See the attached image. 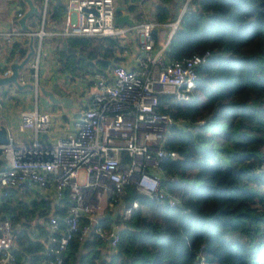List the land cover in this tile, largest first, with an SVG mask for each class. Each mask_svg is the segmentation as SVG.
I'll use <instances>...</instances> for the list:
<instances>
[{"label": "trees", "instance_id": "obj_1", "mask_svg": "<svg viewBox=\"0 0 264 264\" xmlns=\"http://www.w3.org/2000/svg\"><path fill=\"white\" fill-rule=\"evenodd\" d=\"M117 2L136 23L143 22L148 3L157 22L181 17L166 49L167 61L210 54L198 68L189 99L159 95L160 111L182 120L170 127L165 142L177 156L164 159L158 170L164 196L153 198L135 183L126 184L121 199L126 206L137 200L139 206L129 217L121 213L96 224L108 231L114 221L121 226L116 247L104 253L108 241L95 230L85 240L77 231L63 252L64 264H264V0ZM65 10L52 8L51 15L61 18ZM121 14L117 8L116 15ZM64 38L77 49L59 50L62 69L72 75L120 60L119 37ZM17 48L21 57L29 51L28 45L17 43ZM33 70L27 65L24 72ZM122 158L131 160L125 151ZM62 200L63 206L48 198L27 202L15 189L2 200L0 208L14 221L26 219L16 228L15 264L47 259L42 252L49 248V232L42 228L41 236L35 235L32 225L39 216L55 214L66 230L70 198ZM84 225H91L89 219L81 220Z\"/></svg>", "mask_w": 264, "mask_h": 264}, {"label": "built area", "instance_id": "obj_2", "mask_svg": "<svg viewBox=\"0 0 264 264\" xmlns=\"http://www.w3.org/2000/svg\"><path fill=\"white\" fill-rule=\"evenodd\" d=\"M66 1L65 25L54 34L124 37L136 31L141 48L148 54L140 59L138 67L112 62L104 69L92 71L91 98L76 120L74 134L60 137L52 144H42L38 140L31 144L18 143L9 136V141L0 145L4 149V162L0 166V204L12 189L22 196L34 191L39 194L37 196L44 193L42 195L56 196L59 201L66 195L70 198L64 221L66 230L61 227L57 215L47 217L45 228L49 232V248L42 252L48 256L43 264H64L63 252L77 231L81 232L80 239L85 240L95 230L111 248H115L120 231L96 226L99 222L96 216L103 214L107 206L113 208L120 203L126 184L135 183L153 198L164 196L158 170L164 159L177 156L175 151L165 148V142L170 127L182 120L160 111L159 95L171 93L178 99H189L196 85L198 68L210 54L207 51L180 60H166V49L179 26L180 16L170 22L149 20L121 25L116 21L117 0ZM46 12L45 4L44 15ZM23 14L18 2L17 18ZM166 26L170 28L169 36L157 43L154 29ZM5 34L34 35L41 41L47 32L44 29H13ZM33 66L38 86V61ZM10 73L11 69H7L4 75ZM51 127L52 115L48 111L33 109L22 114V129L40 133ZM123 151L131 157L130 161H123ZM81 171L85 172L82 181ZM103 198L107 199L105 204ZM170 202L175 204L177 200L172 198ZM138 206L139 202L133 200L122 213L129 217ZM85 218L91 225L81 227V220ZM22 224L21 220L14 221L0 208V264L16 263L13 247L16 228ZM33 233L40 234L38 227L33 228Z\"/></svg>", "mask_w": 264, "mask_h": 264}, {"label": "crops", "instance_id": "obj_3", "mask_svg": "<svg viewBox=\"0 0 264 264\" xmlns=\"http://www.w3.org/2000/svg\"><path fill=\"white\" fill-rule=\"evenodd\" d=\"M36 5L44 9L45 4L49 6V12L41 13V16H31L28 19V25L33 28V30L44 29L47 34L44 35L43 39L40 41L39 37L35 36L37 39L36 54L32 57L27 65L29 67L33 66V63L38 61V86L36 88H25L20 89L16 85L12 84L9 86H2L0 89V123H3L7 129L9 136L18 143H28L31 144L38 140L42 144H52L58 138L67 137L70 134H74L76 131V120L80 118L81 111L83 107H86L91 98V92L93 90L94 81L92 78V70L81 72L72 75L71 72L62 69V64L59 59V50L67 49L73 53L77 52V49L64 44V36L54 34L61 30L64 25V14L67 10L66 0H33ZM21 8L26 11L28 5L25 0H0V75H4L7 69H11V64L15 60H22L23 57L20 56L19 48L14 49L17 43L20 46H29L31 37H20L16 35H6L5 32L11 31L13 29H23L17 18V3ZM118 5H124L119 4ZM63 6L66 7L63 15L57 18H53L51 15V9ZM125 6V5H124ZM152 4L148 3L144 6L143 10V22L154 20L152 19ZM123 14H129L134 20V14L130 13L127 9H122ZM120 16V15H119ZM119 24H128L127 22ZM156 30V29H155ZM157 43L164 40L170 34V28L164 27L153 32ZM61 38V41L54 40L53 38ZM120 48L116 50L117 55L120 57L118 62H123L129 67H138L140 64V59L148 54L143 48H141L139 43V36L136 31L128 33L124 37H119ZM30 49V47H29ZM154 49L151 53H155ZM26 65V66H27ZM33 72L25 73L21 70V80L22 82H35V67L33 66ZM41 86H45L51 90H54L59 96H68L73 98V103L76 107H66L62 103L52 102L48 96L43 94L40 90ZM39 109L42 111H48L52 115V127L47 132L36 133L34 129H22V114L24 111ZM3 155H0V166L3 165L2 161ZM15 194L18 198L24 201L31 202L36 199L48 198L53 200L55 203H60L63 206V200H60L56 196H45L41 194L40 196L37 192L29 191L27 195L22 196L15 189ZM103 198L102 201L105 204L107 201ZM126 204L121 199L120 203L116 207H109L104 209L103 214L111 213L115 214L119 211V215L123 212ZM51 215V214H50ZM104 219V218H103ZM112 219V218H110ZM116 219V218H115ZM113 219V220H115ZM21 220V219H20ZM47 217L39 216L33 223V228L38 227L39 232L41 229L46 227ZM102 220V219H101ZM22 221V220H21ZM24 218L22 222H25ZM115 225L113 230L118 226L114 221ZM41 236L40 234H38ZM112 248L109 243L104 247L103 252L106 253Z\"/></svg>", "mask_w": 264, "mask_h": 264}, {"label": "water", "instance_id": "obj_4", "mask_svg": "<svg viewBox=\"0 0 264 264\" xmlns=\"http://www.w3.org/2000/svg\"><path fill=\"white\" fill-rule=\"evenodd\" d=\"M28 7L26 11L24 12L23 16L19 19V23L21 27L28 31H33V28L28 25V19L29 17L33 16L34 14H41L43 13V10L39 8L38 5L34 3L33 0H25ZM118 9H125L124 5H118ZM116 21L118 23L127 22L128 24H131L133 22V19L130 17L129 14L120 15L116 17ZM154 31H156L154 29ZM35 36L31 35L30 43H29V51L27 54L22 58V60H15L11 64V73L7 75H0V89L2 86H9V85H16L20 89L25 88H36L35 82H22L21 80V70H24L27 63L30 62L32 57L36 54V46L34 44ZM66 46V41L64 42ZM41 92L49 97V99L54 103H62L66 107H76V104L73 103V98L68 96H59L54 90H51L49 88H46L45 86L40 87ZM9 141V133L7 127L0 123V145L6 144ZM4 152L3 147L0 146V155H2ZM119 216V211L115 214L106 213V214H99L96 216V219L100 221L103 218H112L115 219ZM121 230L120 227L115 228L116 232H119Z\"/></svg>", "mask_w": 264, "mask_h": 264}, {"label": "rangeland", "instance_id": "obj_5", "mask_svg": "<svg viewBox=\"0 0 264 264\" xmlns=\"http://www.w3.org/2000/svg\"><path fill=\"white\" fill-rule=\"evenodd\" d=\"M40 91H41V90H40ZM84 175H85V172H84V171H81V172H80V180H81V181L83 180ZM131 182H133V181H131Z\"/></svg>", "mask_w": 264, "mask_h": 264}]
</instances>
